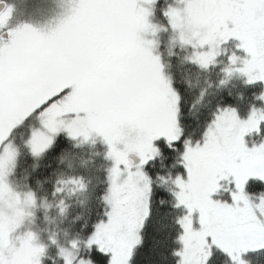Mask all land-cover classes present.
<instances>
[{"label": "snow or ice", "instance_id": "1", "mask_svg": "<svg viewBox=\"0 0 264 264\" xmlns=\"http://www.w3.org/2000/svg\"><path fill=\"white\" fill-rule=\"evenodd\" d=\"M9 12H0V28ZM150 15L137 0H73L48 31L27 24L8 29L6 38L0 36V144L34 113L47 134L30 137L33 156L46 151L61 132L72 140L99 137L112 162L101 196L106 211L85 246L93 257L103 253L102 264H129L151 215L153 181L146 168L167 143L180 150L183 173L172 180L171 193L173 207L185 210L176 220L183 249L174 253L177 264H190V252L195 264H219L223 256L248 264L246 258L264 251V195L253 201L245 191L249 177L264 187V142L249 147L245 136L261 132L264 111L254 108L241 119L234 107H218L201 138L186 139L179 93L152 51L155 42L142 36L149 30L155 34ZM163 15L174 31H181V44L201 49L194 51L193 63L206 69L215 62L216 48L234 40L236 52L227 57L225 76L236 73L249 85L264 84V0H185L182 13L169 8ZM178 17L183 19L178 22ZM184 21L195 42L185 38ZM259 98L264 101V94ZM14 158L4 145L0 191L7 187L3 177ZM229 178L233 190L224 200L215 199L221 181ZM72 183L85 187L79 179ZM26 202L35 204L33 193L26 194ZM16 224L0 217V248L11 244L8 236ZM18 239L13 257L0 256V264H40L44 248L34 243V234ZM61 254L69 264L64 250Z\"/></svg>", "mask_w": 264, "mask_h": 264}, {"label": "trees", "instance_id": "2", "mask_svg": "<svg viewBox=\"0 0 264 264\" xmlns=\"http://www.w3.org/2000/svg\"><path fill=\"white\" fill-rule=\"evenodd\" d=\"M2 1L13 14L2 29L7 34L8 29L15 26L31 25L29 18L20 13L38 8L43 0H32L29 1L30 4L21 3L23 0ZM139 1L137 0L138 7L141 4ZM164 5L163 0H154L150 7L151 15L160 24L163 33L159 35V41L154 38L158 36L156 32L147 41L155 42L153 47H156V56L160 58L164 73L179 93L180 127L184 130L185 138L193 143L200 139L218 107H234L240 118H246L254 108L264 110V101L259 98L264 92L260 84L246 85L239 77L225 79L222 69L227 59L219 58L210 67L199 68L187 57L190 49L181 47L178 42L181 35L175 40L177 42L173 45L172 52L167 51V29L161 15ZM51 12L57 17L60 11L52 9ZM59 19L60 16L57 22ZM222 80L225 83L221 84ZM36 115L34 113L25 120L7 138L17 152L7 183L20 194L33 193L35 204L30 215L2 205L3 212L6 211L17 224L9 234L12 244L0 248V256L11 259L14 255L13 243L30 232L35 236L34 243L44 248L39 257L40 264H62L58 257V247L73 248L79 258L91 260L92 264H102L103 254L98 252L95 257L91 256L89 249L84 248L82 243L87 240L93 226L104 219L106 205L101 196L107 187L106 170L111 165L110 160L105 157L106 148L94 136L87 140L80 137L79 143H75L61 132L55 136L54 143L35 159L25 144L29 134L27 123ZM254 137L255 140L264 141V123L261 124V132ZM180 154L179 149L165 143L146 168L153 181L151 215L140 230V243L133 248L129 264L178 262L174 253L181 249V245L177 239L180 228L176 220L185 212L182 208L173 207L175 201L171 193L175 191L172 180L177 175H183ZM158 178L166 179L167 183ZM74 179L81 180L85 187L81 189L72 183ZM58 188L60 191H56ZM245 190L249 197L264 195V187L256 180L248 181ZM20 213L23 215H19ZM246 259L248 264H264V251ZM219 264L231 263L227 256H223Z\"/></svg>", "mask_w": 264, "mask_h": 264}, {"label": "rangeland", "instance_id": "3", "mask_svg": "<svg viewBox=\"0 0 264 264\" xmlns=\"http://www.w3.org/2000/svg\"><path fill=\"white\" fill-rule=\"evenodd\" d=\"M18 1H22V0H18ZM29 1H32V0H23L21 3L30 4L31 2H29ZM57 1L60 2V3L58 4ZM140 1H141V4H142V5L139 4L140 7L151 10L150 7H151L152 3L154 2V0H152V2H149V0H140ZM163 1H164L165 5H164L163 9L161 10V15H162L163 20L165 21L164 27L167 29L166 34H165V36L167 38L166 39V45H167V49H168L167 51H169V53H171L173 45L176 44V42H177L175 40H177L178 35H181V31H179V30L174 31L170 27L169 19H168V17L163 15V12L167 11V10H169V8H171V9L176 10L177 13H182L183 9L185 7V0H163ZM72 3H73V0H43V1H40L41 6H39L38 8L27 9L25 13H20V15H25L26 18H29L30 23H32L31 26H33L35 28H38V29H41V30H44V31H48V30H50V29H52V28H54L56 26L58 17L60 16V18H61L72 7ZM52 9H55V10L59 9L60 12H59V15L57 17H55L52 14V12H51ZM12 15H13L12 12H9L7 20L12 18ZM152 15H150L148 17V19L151 22V24L155 26V28H156L155 32L158 34V36H156L154 38L159 41V35L160 34L162 35L163 31L161 29L160 24H158V23H156L154 21L155 19L153 18ZM182 19H183L182 17H178V22L180 20H182ZM7 20H6V22H7ZM14 28H17V26H15ZM2 29L3 28H0V36L4 33V30H2ZM200 30L203 31V29H200ZM143 34H144V36H146V37L143 36V39L147 41L148 38H151V36L153 35V32L151 30H149V31H147V32H145ZM183 34H184L186 39L192 40L193 42H195L196 37L194 35L193 29L187 23V21H184ZM178 42L180 43V40ZM236 46H237V42L234 41V40H229L227 43L219 45V47L216 48V58H215V62L213 64L217 63L219 58L227 59L228 55H232L233 53H235L236 52ZM181 47L186 48V49H190L189 54H187V53L186 54H187V57L191 61H192L191 58L194 55V51H201V49H199V48L194 50L188 44H181ZM207 50H208L207 48L203 49V51H207ZM152 51H153V53L155 55H157L156 47H153ZM237 55L240 57V59H243V53H237ZM160 63H161V60H160ZM211 65L212 64H210L208 67H210ZM225 65H224L223 68L229 66L227 61H226ZM196 66H198V65L196 64ZM236 66H239V63ZM199 68H201V67H199ZM201 69H205V68H201ZM163 73H164V70H163ZM164 75L169 79L168 75H166L165 73H164ZM230 77H232V78H238L239 77V78H241L243 80V82L246 85H249V84H247L245 82V79L242 76H240V75H238L236 73H233V75L230 76ZM228 78L229 77L225 76V79H228ZM257 84H259V83H257ZM260 85L263 87V91H264V84H260ZM263 94H264V92H263ZM258 110L264 111V110H261V109H258ZM241 119H245V118H241ZM262 123H264V122H262ZM27 128H28L29 134H28L25 146L27 147V149L29 150L30 154L32 155L31 150H30V145L28 144V141H29L30 137L32 136V134L34 132H40V133H45V134H47V133H46V130L42 126L41 117H39L38 115H36V117L33 120H31V122L27 123ZM257 135H258V133H255V132L248 133L245 136V143L249 147L261 143L260 141L255 140L254 136H257ZM93 136L95 138H97L101 142V144L106 148V146L103 144V142L101 141V139L99 137H96L95 135H93ZM73 141L75 143H79L78 142L79 139H76V140H73ZM4 145H7L9 150L15 153V158L12 161V163H10L7 166L6 174L3 177V183L7 187H6L5 190L0 191V217L8 218L10 220H13V219L10 218V216L8 215V213L6 211L3 212V206L2 205L8 206L9 208H11L13 210H17L19 212H23L25 215H30L32 213L31 210H34V208H33L32 204H29V203L26 202V194L28 192H26V194H20L16 190H14L12 187H10L8 185V183H7V179L9 177L10 173H11V170L13 169V167L15 165V162H16L17 152L15 151L13 146L11 145V142H8L7 139H6L4 141V144H0V155H3ZM43 153H41L39 156H33V155L32 156L35 159H38ZM110 163L112 164L111 160H110ZM110 167H111V165H110ZM134 170L135 169L133 168V171ZM121 179H123V177ZM230 179L231 178H229L228 180L221 181V188H220L219 192H217L215 194V197H214L215 199L224 200L225 198H227L229 191L233 190L232 189V184L230 183ZM250 180H256V179H255V177H249L248 181H250ZM245 188H246V185H245ZM250 198L253 201H258V199H259V197H250ZM1 210H2V212H1ZM184 212H185V210H184ZM6 214H7V217H4ZM197 220H198V218L196 216H194L193 217V223H194V226H196V227H198ZM27 233H30V232H26V234ZM139 234H140V232H139ZM24 236L25 235H23V236H21L19 238H22ZM8 239L10 240L9 236H8ZM11 244H12V241H11ZM13 245L16 248H19V246H20L19 239L16 240L13 243ZM137 245H135V247ZM180 245H181V243H180ZM82 246L84 248H87L85 246V242L82 243ZM61 250H64V253L66 254V258H67L69 264H80L81 260H85V259L79 258V256L77 255L76 251L73 248H70V247H58V257L61 260L62 264H65V257L62 256ZM180 250H183L182 249V245H181V249ZM228 259H229L230 263L233 264V261L229 257H228ZM178 260H179V257H178ZM189 261H190V264H195V253L194 252H190Z\"/></svg>", "mask_w": 264, "mask_h": 264}, {"label": "water", "instance_id": "4", "mask_svg": "<svg viewBox=\"0 0 264 264\" xmlns=\"http://www.w3.org/2000/svg\"><path fill=\"white\" fill-rule=\"evenodd\" d=\"M6 8H7V6L5 3H3V2L0 3V12H4L6 10ZM1 36H4L6 38L7 34L4 33ZM129 158L133 161L134 164L138 162L135 155H131Z\"/></svg>", "mask_w": 264, "mask_h": 264}, {"label": "flooded vegetation", "instance_id": "5", "mask_svg": "<svg viewBox=\"0 0 264 264\" xmlns=\"http://www.w3.org/2000/svg\"><path fill=\"white\" fill-rule=\"evenodd\" d=\"M3 1L2 0H0V3H2ZM3 3H5V2H3ZM6 4V3H5ZM4 34V33H3ZM6 34V33H5Z\"/></svg>", "mask_w": 264, "mask_h": 264}]
</instances>
